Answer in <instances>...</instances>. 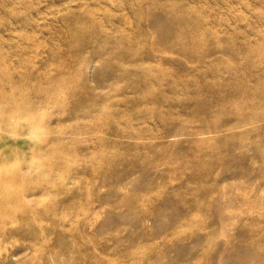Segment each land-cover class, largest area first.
I'll return each mask as SVG.
<instances>
[{"label": "rangeland", "instance_id": "rangeland-1", "mask_svg": "<svg viewBox=\"0 0 264 264\" xmlns=\"http://www.w3.org/2000/svg\"><path fill=\"white\" fill-rule=\"evenodd\" d=\"M0 264H264V0H0Z\"/></svg>", "mask_w": 264, "mask_h": 264}]
</instances>
